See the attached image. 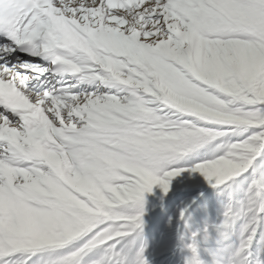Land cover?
<instances>
[{"label": "snow or ice", "instance_id": "6c2138e0", "mask_svg": "<svg viewBox=\"0 0 264 264\" xmlns=\"http://www.w3.org/2000/svg\"><path fill=\"white\" fill-rule=\"evenodd\" d=\"M17 52L46 63L12 62ZM261 157L264 0H11L0 7V264L45 251L51 264H149L147 244L137 249L146 194L158 187L163 208L184 172L228 192L212 227L227 238L241 221L226 264H251L264 226ZM249 172L234 204L230 189ZM189 207L175 218L178 248ZM24 232L38 239L28 243ZM200 234L184 245L191 253L184 264H207Z\"/></svg>", "mask_w": 264, "mask_h": 264}, {"label": "rangeland", "instance_id": "374dc122", "mask_svg": "<svg viewBox=\"0 0 264 264\" xmlns=\"http://www.w3.org/2000/svg\"><path fill=\"white\" fill-rule=\"evenodd\" d=\"M167 110L165 109V113ZM172 119H177L173 116ZM179 119H191L186 116H179ZM216 130L231 131L228 126H217ZM241 132L240 129H235ZM249 133H245L246 137ZM235 142L236 137H232ZM217 141L216 143H218ZM264 161V157L260 158ZM258 164L260 161L257 162ZM251 172V170H250ZM249 173L241 176L230 189L233 203L241 199L242 191L247 188L246 179ZM264 174V166L259 167L257 179ZM160 190L154 188L152 194H146L147 214L144 216L145 226L143 238L137 242V249L142 243L147 244L145 252L149 264H184L186 258L191 253L184 245L191 243L189 239L191 233L200 231L199 251L201 258L207 264H226L229 254L240 242L241 221H237L233 227L227 230V238L222 237L212 226L222 221L224 205L228 202V192L213 190L199 174H189L184 172L181 176L172 181V190L163 200V208L160 207ZM195 200L193 204L192 201ZM190 205L186 214L189 227L185 228L183 223H179L180 233L185 235L184 244L177 247V226L175 219L180 208ZM169 217H173L171 227H169ZM190 217V219H189ZM208 228V239L205 240L203 229ZM15 231V226L10 228ZM264 226L257 230L256 238L250 248L251 264H258L264 261ZM28 243L35 242L38 238L30 232L23 233ZM93 257H89L92 259ZM53 254L50 252H38L36 254H14L6 258L7 264H51Z\"/></svg>", "mask_w": 264, "mask_h": 264}, {"label": "bare ground", "instance_id": "6f19581e", "mask_svg": "<svg viewBox=\"0 0 264 264\" xmlns=\"http://www.w3.org/2000/svg\"><path fill=\"white\" fill-rule=\"evenodd\" d=\"M18 55H17V53H15V54H13V56L12 57H10L9 59L12 61V62H15V58L17 57ZM20 57V56H19ZM20 59L21 60H23V59H28V60H33V58H24V57H20ZM33 62H35V63H39V64H45L46 62L45 61H41V60H39L38 58L37 59H35V60H33ZM64 79H68V77H66V78H64ZM53 83H55V81H53ZM83 87V86H82Z\"/></svg>", "mask_w": 264, "mask_h": 264}]
</instances>
